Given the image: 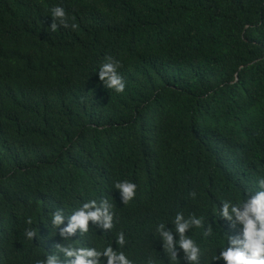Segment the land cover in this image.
I'll use <instances>...</instances> for the list:
<instances>
[{
    "label": "trees",
    "instance_id": "trees-1",
    "mask_svg": "<svg viewBox=\"0 0 264 264\" xmlns=\"http://www.w3.org/2000/svg\"><path fill=\"white\" fill-rule=\"evenodd\" d=\"M58 5L69 26L51 32ZM109 57L123 93L99 79ZM233 168L253 188L264 177V0H0V257L15 246L10 219L49 197L108 200L114 228L100 225L99 244L123 231L135 261L138 248L169 264L151 231L131 232L137 207L152 224L168 195L174 215L208 222L188 195L225 192ZM123 181L136 185L127 204ZM203 232L186 234L219 249Z\"/></svg>",
    "mask_w": 264,
    "mask_h": 264
},
{
    "label": "clouds",
    "instance_id": "clouds-1",
    "mask_svg": "<svg viewBox=\"0 0 264 264\" xmlns=\"http://www.w3.org/2000/svg\"><path fill=\"white\" fill-rule=\"evenodd\" d=\"M50 15L53 18L51 32L69 26L64 7L51 8ZM121 67L119 61L109 57L98 71L103 86L116 93L125 90V81L119 74ZM237 170L229 171L225 192L218 188L206 191L199 198L195 193L188 195L196 206L208 211L211 217L208 222L202 216L186 215L183 211L174 215L165 205L166 195L157 198L162 211H153L152 224L148 222L146 208L139 204L131 232L140 239H147L151 231V242L161 253L162 260H169V264H264V177L258 178L253 188L250 182H243V175L232 176V173L239 174ZM242 171L246 172L244 168ZM115 187L125 204L134 199V183L116 182ZM35 207L39 214H15L5 226L4 231L12 237L15 246L9 247L6 257H0L3 264H160L151 253L144 255L138 248L142 258L139 262L127 254V237L123 231L116 234V247L111 241L99 244L100 225L105 233L114 228L112 204L108 200L98 203L90 199L76 209L66 202L42 197L37 199ZM226 220L242 225V233L228 234ZM189 231H204V238L217 240L219 249L211 246L204 249L186 234ZM33 256L36 261L31 263Z\"/></svg>",
    "mask_w": 264,
    "mask_h": 264
}]
</instances>
